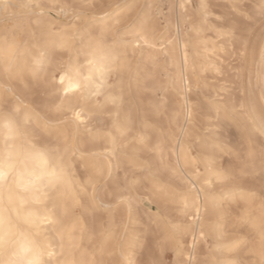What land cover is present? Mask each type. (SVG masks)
I'll return each mask as SVG.
<instances>
[{"label":"bare ground","instance_id":"6f19581e","mask_svg":"<svg viewBox=\"0 0 264 264\" xmlns=\"http://www.w3.org/2000/svg\"><path fill=\"white\" fill-rule=\"evenodd\" d=\"M136 1L0 0V46L26 52L22 69L0 66V111L23 117L78 182L75 201L54 209L49 264H137L145 235L153 247L169 245L173 264H264V193L238 181L222 190L215 184L233 173L239 181L259 180L263 171L261 154L247 145L234 154L233 172L224 165L223 123L247 121L264 137L260 113L241 85H231L248 36L229 24L216 32L219 41H207V0L196 8L176 0L172 34L156 35L150 14L118 32L135 16ZM204 70L222 76L221 84L208 89ZM35 86L47 98L41 107L32 98ZM139 93H147L139 100L142 123ZM138 206L147 220L141 236L134 228Z\"/></svg>","mask_w":264,"mask_h":264},{"label":"clouds","instance_id":"9594fccd","mask_svg":"<svg viewBox=\"0 0 264 264\" xmlns=\"http://www.w3.org/2000/svg\"><path fill=\"white\" fill-rule=\"evenodd\" d=\"M25 61L24 50L0 46L6 71L22 69ZM0 173V264H49L54 209L76 197L71 165L17 112L0 111Z\"/></svg>","mask_w":264,"mask_h":264},{"label":"rangeland","instance_id":"374dc122","mask_svg":"<svg viewBox=\"0 0 264 264\" xmlns=\"http://www.w3.org/2000/svg\"><path fill=\"white\" fill-rule=\"evenodd\" d=\"M196 1L197 0H191L194 8L197 7ZM207 1L211 2L209 3L211 5L210 6L211 13L209 14V17H210V20H213V23H214V24L211 23V27L213 29L209 26V28L205 30L204 36H205V39L208 38L207 41L209 40L214 41V42L219 41L220 38L217 37L216 32H219V30L225 31L228 28L229 24L233 27V31L236 30L235 32L236 34H238L239 32L238 35L244 34L248 36L247 38L249 39V50L246 53V59L242 61L243 64H241L242 63L241 62L240 65L238 66L239 68L237 69L238 76L232 79L233 82L231 83V85L233 87H237V86L240 87L241 85L242 95L245 96L244 98L248 101V104L250 105L249 107L254 109L255 111H258L260 113V118L264 120V0H207ZM136 2H137V12L135 16L130 17V19H128L125 23L118 25L116 27V30H118V32H125L127 30H131L132 28L135 27L134 24L137 23L136 21L142 14H150L148 16V19H149V22H151V24L155 27L156 35H162L166 33V31L169 32V34H172L171 20H172L175 7L177 5L176 0H137ZM212 11H214L216 14ZM216 21L218 22V24ZM125 36L129 37L128 35H125ZM220 56L221 57L223 56V58L225 59L226 57H228L226 56V54L224 55V53H221ZM160 66L161 64H159L158 68ZM168 70L171 71L172 67L169 66ZM162 71L163 70H159V73L162 74L161 76H163L164 74ZM202 76H204L205 81L208 83V89L215 88L219 84H221L220 81L218 82V79L222 76L215 77L211 72H208L207 70H204L202 72ZM238 81H240L241 83ZM145 92L146 91H144V93ZM141 94L142 93L135 94L138 100L137 107H136L137 108L136 114H137V117H139L138 122L140 123H142L141 122L142 120L140 119L142 115L141 111L145 109L142 102L140 101H142L143 96L145 98V95L147 93L142 94L143 96ZM32 98L35 99L39 107H41L43 103L45 102V100L47 99L40 92L39 88L36 86L34 87V93L32 94ZM41 109L43 110V108ZM149 119L151 118L149 117ZM227 123L228 122H225L221 125V129L225 131V134L229 138L227 139L229 150H228V155L225 157L226 161L224 163V165H226L225 167L227 169V172H229L234 165V162H235L234 154H236L237 152H241V151H243V153L247 151L248 148L247 147L245 148L246 145L248 147L253 146L252 148H254L256 151L258 150V152L261 154L259 155L260 156L259 163L263 167V171L260 174L259 180H252L250 178V180H252L250 181L249 178L244 177V178H240V181H239L237 180L239 178H236L235 177L236 175L233 173V175L228 176L226 179H223L222 181H220V184L219 182H215V184L217 183L216 185L218 186V189L220 190L221 188L219 185H223L225 186V188H228L231 185H234L233 183L238 181L239 183L236 182L235 184H242L246 188H251L252 192L263 194L264 192H262V190L264 191V137L255 132L254 134L252 131H249L250 129L248 128L250 127H247L249 126L247 121L245 122L243 121L240 124L238 123V126L230 122L229 124ZM233 126H235L236 129ZM131 135L132 133L129 131L127 132L125 138H128V137L130 138ZM247 138L249 139V142L247 141L248 140ZM239 148H240V151H238ZM152 153L153 151L149 152L150 156L148 155V157L150 161L153 163L154 159L152 158L153 157ZM156 166L158 169H160V171H162V169L159 168L158 163L156 164ZM162 172L163 173L161 174L162 175L166 174L164 175V177L166 176L165 178L169 182H171V184L173 185L178 184L177 182L178 180L176 176L174 177V176L169 175V173L166 172L165 169H163ZM231 172L233 171L231 170ZM117 175L118 176L115 178V180L118 181V183H121L123 180L121 176V172L118 171ZM258 190L259 191L261 190V191L259 192ZM145 204L148 205L150 204V202L145 201ZM138 207H135L134 209L136 211V216L134 217V220H135L134 228L135 230L138 231V236H141L144 233L147 220H146V216L143 213L141 207L140 206ZM152 242H153L152 236L145 235V237L143 238V246L140 248L139 254L137 255V261H138L137 264H159V263L160 264H173L174 263L173 252H172V249L169 247V245L168 244L163 245L161 246L162 248L160 249V248L155 247V245L153 247ZM156 250L160 252L158 251L156 252ZM160 256H162V258ZM159 261H163V262H159Z\"/></svg>","mask_w":264,"mask_h":264},{"label":"snow or ice","instance_id":"6c2138e0","mask_svg":"<svg viewBox=\"0 0 264 264\" xmlns=\"http://www.w3.org/2000/svg\"><path fill=\"white\" fill-rule=\"evenodd\" d=\"M3 176V174L2 173H0V177H2Z\"/></svg>","mask_w":264,"mask_h":264}]
</instances>
